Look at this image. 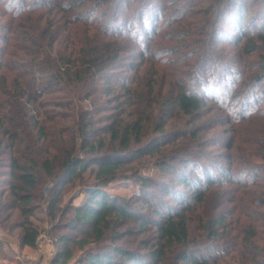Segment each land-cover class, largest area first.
<instances>
[{"label":"trees","instance_id":"obj_1","mask_svg":"<svg viewBox=\"0 0 264 264\" xmlns=\"http://www.w3.org/2000/svg\"><path fill=\"white\" fill-rule=\"evenodd\" d=\"M155 1L37 0L14 10L17 0H0V228L20 229L21 245L36 248L41 231L31 217L49 187L51 220L73 213L76 223L58 236L53 264H69L72 244L84 246L73 264H264V167L253 162H264V131L254 143L244 122L254 119L244 110L256 90L264 100V10H252L264 0H170L177 18L161 35ZM204 5L205 19L227 17L233 32L178 18L183 6L199 14ZM248 18L262 21L260 30L248 33ZM222 43L237 58L203 76ZM179 51L184 60H171ZM236 76L245 99L238 109L239 93L222 86ZM212 107L218 116H206ZM174 118L185 128L168 132ZM230 125L234 136L216 141L225 152L212 160L203 152L209 134ZM150 128L157 138L149 140ZM145 156L156 158L162 180L129 173ZM130 179L131 197L107 191ZM67 184L86 194L60 208ZM76 231L83 238L73 240ZM125 238L132 242L117 244Z\"/></svg>","mask_w":264,"mask_h":264},{"label":"rangeland","instance_id":"obj_2","mask_svg":"<svg viewBox=\"0 0 264 264\" xmlns=\"http://www.w3.org/2000/svg\"><path fill=\"white\" fill-rule=\"evenodd\" d=\"M9 0H4V2H8ZM47 1V0H45ZM27 3L26 7H31L32 5H38L39 2H37V0H17L16 5L17 7L14 10H19V4L22 3ZM157 4V7L159 9V13L161 16V20L159 21L158 27H157V33H159V35L162 34V32H169L171 30V28H165L163 27L164 23L167 20H172V19H176V18H172L176 15L177 11L179 9H176V7H174L173 5H171V1L170 0H156L155 1ZM177 3H180V1H177ZM132 5H134V3L131 2ZM44 6V5H43ZM263 5H256L254 7L253 12H260L264 9H261ZM207 6H202L201 9H197L199 10L198 12H200L199 14H193V10H189L188 8H181V13L178 15V18L184 16V18H186L187 20H192L195 18V23L192 26H194L195 28L198 29H202L208 31L211 27V25L218 23L219 27L221 28V32L222 34H227V33H232L233 32V28L231 26V22L230 20H227V17L225 19H221L220 21H218L217 16H215V12H211L210 14H208V19L204 18V13L205 9ZM166 8V9H165ZM166 10V16L163 17V12ZM168 9V10H167ZM102 13H104L103 16H105V14L107 13V9L105 7H103L102 9ZM107 15L110 17L111 13L108 12ZM102 16V17H103ZM98 17V14L97 16ZM231 17V16H228ZM125 18V17H124ZM190 18V19H189ZM5 20V19H4ZM104 20V19H103ZM4 22V21H3ZM256 22V21H255ZM254 21H252V18H248L244 25L247 28L248 33H250L252 30L254 32H257L258 30H260L259 26H262V21H257V29H253V25L255 24ZM249 27V28H248ZM25 34H27L25 32ZM220 38V37H219ZM207 35H205V43L204 45L210 40V38L208 39ZM141 47L144 46L145 44H150V42L148 43H140ZM172 44V43H171ZM171 44L169 43H165L164 47L165 49L169 50ZM226 43H222V44H215V48L216 50V59H218L215 62V58L211 60L210 63L208 64H204L202 67L204 68V72H203V76H207L210 72H214L215 75H218V72L220 69L223 68L222 65V60H226V57H233V58H237V50L238 49H233L230 48L229 44L225 45ZM170 45V46H167ZM178 46V45H177ZM180 46V45H179ZM226 46V48H225ZM174 48V47H171ZM232 51V54L230 53L229 56L228 53L229 51ZM188 52V51H186ZM160 53H157V57H159ZM186 54V53H185ZM182 53V51H179V53H177L176 55H173L170 57L171 60L174 61H182L184 60L183 55H185ZM260 54H264L263 49L260 50ZM160 57H163V55H161ZM167 56L163 57L166 58ZM258 59V55L251 57V60H253V63L257 62ZM188 62H186L185 64H187ZM250 67H253L252 65H250ZM174 68H182L181 66L178 65H174ZM235 80L239 81V76L234 77L233 81L235 82ZM237 81V82H238ZM230 82V80L225 81L224 84L222 85L224 87V89H226V92L228 93V96L230 95H236L237 93H239V90L242 87V83L240 84L238 82V84L235 82ZM222 87V89H223ZM165 92V91H164ZM255 93V97L252 99V103L247 107L248 109L244 110V114L247 115V117L249 118H253V120L251 121H244L246 123V130H252L251 134H255L254 138L252 139V141L258 142V132L260 131H264V100L261 101L263 98L260 97V94H258V90H256ZM164 94V93H163ZM243 93H239L238 97L236 99H234V97H230L226 102L227 104L232 100L234 102V106L235 109H238L239 106H241V104H244L245 99L242 98ZM264 96V94H263ZM232 102V101H231ZM83 106H85V104L83 103ZM210 106V105H209ZM215 108V107H214ZM213 109V107H212ZM210 108L209 113H207L206 116H218L220 114V112L218 111V108L213 109V111ZM262 112V113H261ZM236 111L233 112V114L235 115ZM240 114V113H239ZM187 120L186 119H181V120H177V119H171L169 120V126L168 129H166L168 132H171L170 130L172 128H177V129H183L185 128V124H186ZM245 123H241L242 125H245ZM191 128V127H188ZM225 130H229L227 133L223 131L222 128H215V131L209 134V142H210V147L205 148L203 150L204 153H211L208 154V156L210 158H213L212 160H217L216 157L218 154H221L225 151H220V148H218L217 146V140L220 141H224V138H231V136L233 137V125L227 126L225 127ZM157 133L155 131H153L152 128L149 129V135L147 137H149L151 140L152 138H157ZM246 137V134H245ZM148 142V141H147ZM165 145V142H158V145ZM163 145V146H164ZM167 146V145H165ZM221 162V161H219ZM254 164L258 167H264V162L254 159L253 160ZM227 164V163H226ZM218 165H222V163H218ZM128 168L131 169V171H129V173L134 172L135 170H137V175H145V176H150L153 178H156V180H162V176L160 175V172L158 170V165L156 163V158L154 157H149V156H145L142 159H136L135 161H133L132 163H129V165H127ZM215 166V165H214ZM217 167V166H215ZM225 167H227V165H225ZM137 168V169H135ZM135 175V176H137ZM132 176V175H130ZM262 176V175H261ZM132 178V177H131ZM49 187H47L45 194L46 200L45 202H40V207L39 209H37L34 213V215L31 217V220L34 222V224H36L39 227V230L41 231V235L39 237V241H38V245L36 248H30V247H26V246H22L21 242H20V233L21 230L20 229H15L12 231H8L5 230L4 228H0V240L3 244V248H5V251H3V258L0 257V261L4 264H21L22 262H27L28 264H39L40 262L46 263V264H53L54 263V259L56 256H58V254H60V249H58V236H60V234L62 232H66L67 229H65V226H71L73 227L76 223L72 220L73 217V213H69L68 215H65L63 217H61L62 215L59 214V219L56 220H51L50 216H49V204L51 202L50 196L51 194L49 193L48 190ZM107 191L113 193V194H117V195H121V196H125V197H131L134 192L137 191L136 189V184L134 181L130 180H124V181H117L114 184L110 185L107 188ZM84 194H86V189H84L82 187V189H78V187H69V185L67 184L65 191H63L60 202H59V207L60 208H66L69 205H78L82 202V200L84 199ZM152 194H161V192L159 190H153ZM231 194L228 193V195L226 196V198H230ZM134 206H137L136 204ZM160 208H162L163 210V205H159ZM234 208V207H233ZM235 209V208H234ZM230 210H231V206H230ZM235 214V216H232V220H235V222H237L239 220V217L236 216V210L231 211ZM264 212V211H263ZM255 215V214H254ZM126 227H124L123 229L118 230L116 233H120L123 232L125 230ZM108 236L110 234V236L112 235V233L107 232L106 233ZM71 237L73 240H79L80 238H83L82 232L81 231H76L73 232L71 234ZM125 242H132L131 238H125L123 241H117V244L119 245H125ZM73 247V257L71 258L69 264H73L75 262V260L80 257L82 255V253L84 252V246L80 247V246H73V244L71 245ZM90 247V244L86 245V248L88 249ZM86 249V250H87ZM46 250V254L44 253ZM57 260V259H56Z\"/></svg>","mask_w":264,"mask_h":264},{"label":"built area","instance_id":"obj_3","mask_svg":"<svg viewBox=\"0 0 264 264\" xmlns=\"http://www.w3.org/2000/svg\"><path fill=\"white\" fill-rule=\"evenodd\" d=\"M21 264H28V263L27 262H22ZM39 264H46V263L40 262Z\"/></svg>","mask_w":264,"mask_h":264},{"label":"crops","instance_id":"obj_4","mask_svg":"<svg viewBox=\"0 0 264 264\" xmlns=\"http://www.w3.org/2000/svg\"><path fill=\"white\" fill-rule=\"evenodd\" d=\"M26 247H28V246H26ZM3 251H5V248H3ZM43 251H45V252H44L45 254L47 253L46 250H43ZM2 258H3V256H2Z\"/></svg>","mask_w":264,"mask_h":264}]
</instances>
